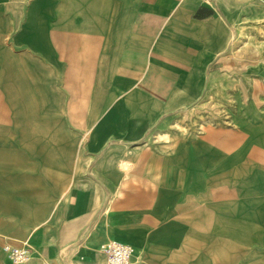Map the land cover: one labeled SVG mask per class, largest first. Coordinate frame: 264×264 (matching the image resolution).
Masks as SVG:
<instances>
[{
    "label": "crops",
    "instance_id": "obj_1",
    "mask_svg": "<svg viewBox=\"0 0 264 264\" xmlns=\"http://www.w3.org/2000/svg\"><path fill=\"white\" fill-rule=\"evenodd\" d=\"M255 26L264 0H0V264H264Z\"/></svg>",
    "mask_w": 264,
    "mask_h": 264
},
{
    "label": "built area",
    "instance_id": "obj_2",
    "mask_svg": "<svg viewBox=\"0 0 264 264\" xmlns=\"http://www.w3.org/2000/svg\"><path fill=\"white\" fill-rule=\"evenodd\" d=\"M105 256V264H133V248L117 240H109L99 246ZM3 251L13 264H21L29 257V249L25 247L4 245Z\"/></svg>",
    "mask_w": 264,
    "mask_h": 264
},
{
    "label": "rangeland",
    "instance_id": "obj_3",
    "mask_svg": "<svg viewBox=\"0 0 264 264\" xmlns=\"http://www.w3.org/2000/svg\"><path fill=\"white\" fill-rule=\"evenodd\" d=\"M249 34H245L240 46L259 48L264 45V41L261 42V37H264V27L255 26L252 27ZM223 109V108H221ZM193 122V121H192Z\"/></svg>",
    "mask_w": 264,
    "mask_h": 264
}]
</instances>
